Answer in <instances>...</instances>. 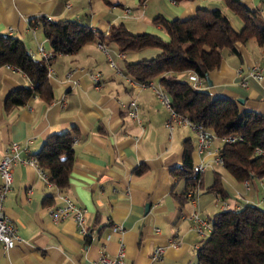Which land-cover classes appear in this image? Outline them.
<instances>
[{"label":"crops","instance_id":"crops-1","mask_svg":"<svg viewBox=\"0 0 264 264\" xmlns=\"http://www.w3.org/2000/svg\"><path fill=\"white\" fill-rule=\"evenodd\" d=\"M103 1L0 0V33L23 38L38 58L43 57L42 46L53 52L49 78L54 88L51 101L34 94L23 104L7 107L9 91L33 83L17 66L0 67V159L13 140L20 143V156L27 158L40 149L49 133L76 130L67 187L45 179L31 161L14 164L3 210L19 237L11 247L0 241V264H93L101 250L114 255L122 241L127 264H197L198 247L209 233L196 229L194 213L211 221L216 211L225 208L224 202L233 208L248 202L264 208V177L239 180L218 162L215 150L224 141L215 130L208 128L216 134L211 152L200 151L196 130H167L169 111L156 93L162 87L158 77L140 87L123 73L127 59L152 56L159 47L121 51L116 41L97 34L77 50L54 51L38 19H77L106 33L112 24L124 22L133 32L152 31L167 38L165 29L154 21L157 15L186 18L199 6L220 7L238 29L244 25L243 18L226 0ZM242 1L264 15V0ZM239 49L237 53L224 48L221 65L210 71L211 82L202 80V87L213 94L244 97L239 101L241 108L264 113V77L248 73L255 63L261 64L264 73V42L252 36L240 42ZM135 54L138 57L133 59ZM94 71L101 73L100 86L92 78ZM133 98L139 102L141 122L124 105ZM186 138L194 145L193 165L206 164L195 185L177 173ZM217 170L223 174L226 196L211 188ZM65 195L86 208L90 233L80 232L72 216L53 219L51 209L64 204ZM160 245L165 249L163 256L153 258Z\"/></svg>","mask_w":264,"mask_h":264},{"label":"trees","instance_id":"trees-1","mask_svg":"<svg viewBox=\"0 0 264 264\" xmlns=\"http://www.w3.org/2000/svg\"><path fill=\"white\" fill-rule=\"evenodd\" d=\"M226 1L244 20L240 29L222 8L208 6H199L195 14L186 18L157 15L154 21L165 29L167 38L152 31L133 32L124 22L112 24L106 33L77 19L46 16L38 19L42 20L54 51L77 50L87 41L96 39L97 34L116 41L121 51L159 47L160 51L155 55L127 59L123 73L147 83L158 77L160 85L171 96L172 106L192 122H202L220 137L233 133L241 136L221 145L223 166L239 180L252 175L264 177V113L241 108L239 99L213 94L182 76L195 72L206 79L212 69L221 65L224 48L240 53L239 43L252 36L264 42L262 12L242 0ZM4 64L19 67L33 83L9 91L7 107L23 104L34 94L47 101L54 98L49 78L50 60L34 56L23 38L0 33V67ZM75 137L74 128L51 132L40 149L33 153L39 164L48 170L49 179L62 188L70 184ZM185 142L184 160L177 173L184 176L188 184L195 185L202 172L193 168V143L189 138ZM222 175L219 170L215 172L211 188L226 196ZM211 223V232L198 247V257L203 264H264L262 206L248 202L240 208H223L213 214Z\"/></svg>","mask_w":264,"mask_h":264},{"label":"built area","instance_id":"built-area-1","mask_svg":"<svg viewBox=\"0 0 264 264\" xmlns=\"http://www.w3.org/2000/svg\"><path fill=\"white\" fill-rule=\"evenodd\" d=\"M101 46H104L102 42L99 43ZM40 51L42 56L46 59H49L53 56V52L47 51L44 47H40ZM110 64L116 66V61L114 58H110ZM11 66L10 64H8ZM51 68V66H50ZM121 71V70H119ZM249 75L262 79L264 77L263 67L259 63H255L251 66L249 70ZM186 79H188L195 86H202L203 78L199 76L195 72H188L182 75ZM92 78L96 85L100 86L101 82V73L99 71H94L92 73ZM131 81L134 85L137 86H146L149 83L141 80H136L131 78ZM247 82V79H244ZM156 93L161 98L162 102L169 108L170 116L167 119V125L171 128L175 126V124H188L196 129L198 134V144L197 147L200 151H209L211 152L210 145L212 143L213 138L216 134L212 133L202 122L194 123L191 119L185 115L177 111L171 103V96L168 91H166L162 87L156 88ZM127 105L128 112L132 117H134L137 121L141 122L142 118L138 114L139 102L137 99H131ZM238 134H228L222 137L223 141H232L240 138ZM20 143L17 140H13L7 147L6 153L0 159V176L3 179L2 184L0 185V241L4 243L6 247H11L15 244L16 239L19 237L16 231V226L12 222L10 216L3 210V199L5 197V193L8 188L11 186L13 179V166L19 161H31L36 164L41 175L47 179H49L48 171L39 164L37 158L31 154L27 158H22L19 154ZM216 152V160L218 162H223V158L220 154V148L215 150ZM195 171H202L206 168V164L203 162H198L193 165ZM65 203L59 204L51 209V213L54 220H60L67 216H72L78 224V228L80 232L84 234H88L91 232L90 226L86 222V208L78 203H76L69 195H65ZM220 200L221 197L218 196ZM223 206L225 208L228 207V203L224 202ZM194 226L196 229L203 233H210L212 230V223L210 220L202 217L198 213H194ZM120 226V225H118ZM121 227V226H120ZM176 242V241H174ZM164 246H157L153 252V258H161L164 254ZM93 264H127L126 263V246L122 241L116 253L114 255L108 254L105 250H101L99 256L94 259ZM197 264H203L201 261H198Z\"/></svg>","mask_w":264,"mask_h":264},{"label":"rangeland","instance_id":"rangeland-1","mask_svg":"<svg viewBox=\"0 0 264 264\" xmlns=\"http://www.w3.org/2000/svg\"><path fill=\"white\" fill-rule=\"evenodd\" d=\"M102 2L104 3V1L102 0ZM106 4V3H105ZM155 47V46H154ZM157 48V47H156ZM159 50H160V48H159ZM157 53V52H156ZM152 55V54H151ZM155 55V54H154ZM133 59H135L136 57H138L136 54L135 55H133V56H131ZM121 73V72H120ZM167 109H168V111H169V115H168V117H167V119L169 118V116H170V110H169V108L166 106V105H164ZM167 119H166V125H167ZM183 125H185V124H175V126L173 127V128H171V127H169L168 125V129L167 130H196L195 128H193L191 125H188V126H183ZM222 168V167H221Z\"/></svg>","mask_w":264,"mask_h":264},{"label":"water","instance_id":"water-1","mask_svg":"<svg viewBox=\"0 0 264 264\" xmlns=\"http://www.w3.org/2000/svg\"><path fill=\"white\" fill-rule=\"evenodd\" d=\"M208 80H209V82H211V79H210L209 76H208ZM238 99H239L240 101H242V102L244 101V97H239Z\"/></svg>","mask_w":264,"mask_h":264}]
</instances>
